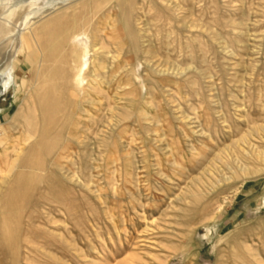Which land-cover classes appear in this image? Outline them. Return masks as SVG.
Listing matches in <instances>:
<instances>
[{
	"label": "rangeland",
	"instance_id": "374dc122",
	"mask_svg": "<svg viewBox=\"0 0 264 264\" xmlns=\"http://www.w3.org/2000/svg\"><path fill=\"white\" fill-rule=\"evenodd\" d=\"M57 7L0 34V264H264V0Z\"/></svg>",
	"mask_w": 264,
	"mask_h": 264
},
{
	"label": "bare ground",
	"instance_id": "6f19581e",
	"mask_svg": "<svg viewBox=\"0 0 264 264\" xmlns=\"http://www.w3.org/2000/svg\"><path fill=\"white\" fill-rule=\"evenodd\" d=\"M74 1V0H64L60 3H55V0H52L50 3L43 5L42 7H38V8H34L36 6V2L34 0H31L29 2V7H30V11L27 14L21 15V17H19V22H16L17 24H13L12 20L16 19V17H18L17 14V10L16 9H12L14 8L16 5L12 4L11 0H0V6L4 9L3 12L0 14V34H5L6 38L9 40H12L13 42L16 43L18 51H25L24 48L26 45V35L29 34L31 32V29L33 28V26L35 25V23H38L41 21L43 13L44 12H53V11H57L60 9V7L58 8L57 6L59 4H61L62 6H66V5H70V3ZM2 10V9H1ZM1 12V11H0ZM38 19V22H34V20ZM17 20V19H16ZM76 23V22H75ZM81 23L79 24L76 23L75 24V28L73 29L70 34L67 33V31H61L60 34L57 35V39H58V48H63L64 44H74V41L80 37L82 38H86L85 40H87V36L84 30V27H81ZM124 25V22H123ZM58 27V26H56ZM60 28V27H59ZM57 28V29H59ZM69 29V28H68ZM71 29V28H70ZM51 30V29H50ZM56 29H54L55 32ZM46 32V31H45ZM48 32V31H47ZM46 32V33H47ZM59 32V31H58ZM53 33V32H52ZM142 34V33H141ZM45 35V34H43ZM51 35V34H50ZM2 38V37H1ZM56 39V41H57ZM102 39V38H101ZM143 39V38H142ZM50 40V39H49ZM53 40V39H52ZM81 41V40H80ZM100 43L98 45H95L93 48L95 49L94 51L96 52L97 55L103 56L105 59V66L104 69L108 70L111 65H109L112 62H115V55L113 54V52L110 50V46L108 43H106L104 41V39L99 40ZM88 42V41H87ZM85 41L83 42H79L77 44V46H80L83 49V52L81 53V56L79 58V64L77 66V69L72 70L75 72V77H74V84L76 83L77 85H80L81 83H83L84 81V74L88 69V63L86 61V58L88 56V49H89V43H87ZM133 44V43H132ZM67 47V46H66ZM131 47V45H130ZM66 49V48H65ZM62 50V49H61ZM55 51V50H54ZM94 53V52H93ZM132 53V52H131ZM50 54V53H49ZM95 54V53H94ZM52 55V54H50ZM59 55V54H58ZM72 54H69V56ZM49 56V55H48ZM67 56V55H65ZM64 56V57H65ZM50 57V56H49ZM48 57V58H49ZM53 57V56H52ZM68 58V57H67ZM59 60V59H58ZM70 60V59H69ZM51 61V60H48ZM47 61V62H48ZM57 62V61H55ZM46 63V62H45ZM50 63V62H49ZM52 63V61H51ZM72 63V62H71ZM70 64V63H69ZM46 65V64H44ZM55 65V64H54ZM75 65V63H74ZM126 65V64H125ZM41 66V65H40ZM73 66V65H72ZM113 66V65H112ZM45 67V66H44ZM69 67V66H68ZM126 67V66H124ZM130 67V66H129ZM40 68V67H38ZM43 68V67H42ZM50 68V67H49ZM64 68V67H63ZM102 68V67H101ZM46 69V68H45ZM74 69V67H73ZM103 69V70H104ZM42 69H39V71H41ZM54 70V69H53ZM104 75L107 74V71H104L103 73ZM33 77V76H32ZM99 77V76H98ZM95 78V77H94ZM97 78V77H96ZM98 79V78H97ZM102 81V83H99V87L101 86V84L110 85V82L112 81H108L107 79H103L102 77H100V82ZM13 82V81H12ZM85 83V82H84ZM11 85V77L8 76V80L4 83V87H10ZM111 86V85H110ZM43 87V86H42ZM79 87V86H78ZM89 87V86H88ZM44 88V87H43ZM64 88V87H63ZM81 89V88H80ZM69 91V90H68ZM83 92V91H82ZM99 92V91H98ZM108 94V92H107ZM86 95V94H85ZM17 116V115H16ZM16 116L14 117V119H16ZM13 121H17L14 120ZM112 123V122H111ZM20 127V126H18ZM27 137V136H26ZM29 138V137H28ZM25 139V137H24ZM26 140V139H25ZM32 140V139H29ZM26 145V144H25ZM253 155V154H252ZM260 155V154H259ZM17 162V161H16ZM16 165V164H14ZM13 166V165H12ZM11 166V168L9 169L10 173L13 169V167ZM15 168V167H14ZM8 178V174L5 175L4 177H2V180H0V184L4 183V181H6V179ZM183 198V197H182Z\"/></svg>",
	"mask_w": 264,
	"mask_h": 264
}]
</instances>
